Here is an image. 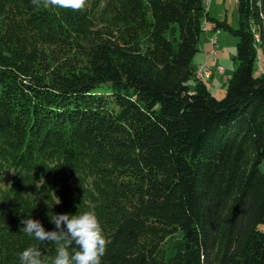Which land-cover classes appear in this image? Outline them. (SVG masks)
<instances>
[{
	"label": "trees",
	"instance_id": "trees-1",
	"mask_svg": "<svg viewBox=\"0 0 264 264\" xmlns=\"http://www.w3.org/2000/svg\"><path fill=\"white\" fill-rule=\"evenodd\" d=\"M236 5L233 28L204 0H0V264L55 257L23 219L90 209L102 264H264V0ZM208 22L237 37L220 99L193 75Z\"/></svg>",
	"mask_w": 264,
	"mask_h": 264
},
{
	"label": "clouds",
	"instance_id": "clouds-1",
	"mask_svg": "<svg viewBox=\"0 0 264 264\" xmlns=\"http://www.w3.org/2000/svg\"><path fill=\"white\" fill-rule=\"evenodd\" d=\"M31 3L36 7L79 12L88 6V0H31ZM51 222L57 230L46 231L41 222L33 218L21 221L25 234L41 242L55 243L57 252L48 261L39 248L29 246L19 254L20 264H102L110 241L94 210L76 215H54Z\"/></svg>",
	"mask_w": 264,
	"mask_h": 264
},
{
	"label": "rangeland",
	"instance_id": "rangeland-1",
	"mask_svg": "<svg viewBox=\"0 0 264 264\" xmlns=\"http://www.w3.org/2000/svg\"><path fill=\"white\" fill-rule=\"evenodd\" d=\"M213 7L217 8L219 13L221 14V17L218 18V20H226L227 23H229L233 28L237 27L238 24V16H237V5L234 0H214ZM209 5V1L206 0L205 2V8ZM211 17V16H210ZM226 17V18H225ZM217 19L216 17H212ZM225 18V19H224ZM209 26H212V22H208ZM213 34L216 33L217 37V48L216 53L214 54L215 57L209 55V51L211 49V44L209 45L206 31H203L200 36L199 41V51L195 54L192 66L194 69L198 67L201 60L203 59V55L206 57L209 56L210 61L212 63L213 69H214V78L206 79L202 82H206L210 88H212L213 95L220 99L224 96L226 92V86L228 83V79L224 80V75L231 76L236 64L234 61V55L236 51V44H237V37L234 36L230 31L220 28L219 30L213 29ZM211 35V36H212ZM203 44V45H202ZM209 48H208V47ZM208 48V49H207ZM261 51V50H260ZM261 55V52L260 54ZM261 59V56H260ZM258 63V62H257ZM219 67L224 68V72L221 74ZM255 74H258V70L256 68ZM195 83L194 78L190 79L188 81V84L192 87ZM261 169L264 170V162L261 164ZM178 235H173L169 238H167L164 242V247L170 248L173 246V244L177 241Z\"/></svg>",
	"mask_w": 264,
	"mask_h": 264
},
{
	"label": "crops",
	"instance_id": "crops-1",
	"mask_svg": "<svg viewBox=\"0 0 264 264\" xmlns=\"http://www.w3.org/2000/svg\"><path fill=\"white\" fill-rule=\"evenodd\" d=\"M207 1H209V5L206 7V10H207V12H208V15L209 16H211V17H216L217 19L218 18H220L221 17V14L219 13V10H218V6H217V8H216V6H215V8L212 6L213 5V3L212 2H214V0H207ZM235 1V3H236V0H234ZM205 2H206V0H204V5H205ZM226 18V17H225ZM224 18V19H225ZM206 32L207 33H209L208 35H207V40H208V42H209V45L211 44L210 43V37H211V35L214 33L213 32V29H212V26H209V23H206ZM203 45V44H202ZM208 47V46H207ZM209 48V47H208ZM207 48V49H208ZM261 52V62L264 64V51H260ZM210 55V54H209ZM216 55H217V53H216ZM215 55V56H216ZM210 56H213V57H215L214 55H210ZM210 58L211 57H209V56H205V55H203V59L201 60V62L200 63H203V64H205V65H207L209 68H211L212 70H213V75H212V77H211V79L212 78H214V69H213V66H212V63H211V61H210ZM219 69H220V72H221V74L224 72V68H222V67H219ZM223 76H224V80H229V78H230V74L229 75H224L223 74ZM206 83V82H205ZM207 84V83H206ZM207 86H208V84H207ZM209 87V86H208ZM209 89H210V91L212 92V88H210L209 87ZM212 94H213V92H212Z\"/></svg>",
	"mask_w": 264,
	"mask_h": 264
},
{
	"label": "bare ground",
	"instance_id": "bare-ground-1",
	"mask_svg": "<svg viewBox=\"0 0 264 264\" xmlns=\"http://www.w3.org/2000/svg\"><path fill=\"white\" fill-rule=\"evenodd\" d=\"M216 48H217V37H212V50H211V55H214L216 53ZM199 67V65H198ZM198 67L194 69V78L198 81H204L206 79H209L213 75V70L208 67V77L204 76V73H199L198 72ZM258 70L260 72H264V64L261 62L260 57H258Z\"/></svg>",
	"mask_w": 264,
	"mask_h": 264
},
{
	"label": "built area",
	"instance_id": "built-area-1",
	"mask_svg": "<svg viewBox=\"0 0 264 264\" xmlns=\"http://www.w3.org/2000/svg\"><path fill=\"white\" fill-rule=\"evenodd\" d=\"M216 33L210 37V43H211V49L209 51V54L211 55V50H212V37H215ZM198 72L199 73H204V76L208 77V66L200 63L198 67Z\"/></svg>",
	"mask_w": 264,
	"mask_h": 264
}]
</instances>
